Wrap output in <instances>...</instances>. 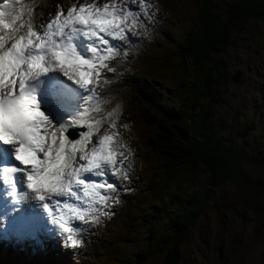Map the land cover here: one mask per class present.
<instances>
[{"label": "snow or ice", "instance_id": "snow-or-ice-1", "mask_svg": "<svg viewBox=\"0 0 264 264\" xmlns=\"http://www.w3.org/2000/svg\"><path fill=\"white\" fill-rule=\"evenodd\" d=\"M38 6L0 0V240L42 246L44 237L78 249L83 225L110 218L131 190L134 153L120 131L129 125L119 123V104L104 109L110 101L99 89L159 8L152 0H73L37 25ZM28 201L47 215L22 210Z\"/></svg>", "mask_w": 264, "mask_h": 264}, {"label": "trees", "instance_id": "trees-1", "mask_svg": "<svg viewBox=\"0 0 264 264\" xmlns=\"http://www.w3.org/2000/svg\"><path fill=\"white\" fill-rule=\"evenodd\" d=\"M53 5L54 2L51 6ZM192 7L189 32L179 40L176 51L168 53L162 63L164 66L171 65L170 57L176 52L182 59L189 61L187 77H177L174 84L167 87L169 95L177 97L176 102L167 107L156 106L147 92L142 90L141 83L134 74H126L123 76L124 82L120 83L119 91L126 103L127 114L139 122L142 142L157 155L156 167H152L155 169L153 175L156 179L149 183V188L156 182L169 187L177 175H184L185 183L187 176L197 169L203 168L205 171L204 182L197 188L190 184L176 185L177 192L169 201L174 209V216L167 217L169 231L153 229V235H157L156 240L153 242L150 234L151 240L141 250L143 253L140 254V260L132 264H143L155 251L162 253L163 264H185L183 245L190 238L210 200L218 193L217 189L225 182H230L239 191V200H236L233 207L241 206L243 210H250L254 214L256 212L257 216L261 214L264 218V203L258 199L264 197V182L261 179L258 183L257 178L252 176L254 173L251 175L240 168V165L247 163L255 168L264 167V149L256 152L233 142L228 144L225 141L227 138L223 139L222 132L229 128V122L216 113V106L223 99L222 88H226L229 82H234L232 77L235 72H240L241 75V69H236L231 74L229 63L223 55L232 48L235 30L241 31L251 21L264 27V0H194ZM242 81L239 76V80L234 83ZM236 114L233 115L234 118ZM234 118L230 122L233 127ZM244 134L246 128L242 126L239 135L243 137ZM261 173L262 171H258L257 174L261 176ZM251 192L258 198L254 199L249 194ZM251 200L255 204L254 208L251 207ZM145 202L146 199L138 200L132 207L133 213L138 214V217V208ZM214 202L216 207H224ZM144 207L146 206H142ZM147 207L152 210V206ZM128 216V209L123 210L118 224L114 228L109 227L108 235L101 241L109 247L111 259H128L115 250V245L123 237L121 230L130 228ZM210 242L212 253L215 254L218 252L216 239L213 237ZM223 254V259H218L220 263L217 261V264H228V244ZM0 264H38V261L6 260L0 261Z\"/></svg>", "mask_w": 264, "mask_h": 264}, {"label": "rangeland", "instance_id": "rangeland-1", "mask_svg": "<svg viewBox=\"0 0 264 264\" xmlns=\"http://www.w3.org/2000/svg\"><path fill=\"white\" fill-rule=\"evenodd\" d=\"M152 1L157 6H163L165 16L163 22L160 23V16L163 14L157 12L158 19L149 26L148 32L150 34L141 40L140 46L137 48V50L144 52L136 60L137 65L143 64L148 57L157 56L165 51L168 53L174 52L175 44L173 43L184 36L191 20L190 13L193 10L194 0H182L181 2L179 0ZM177 3L181 5L176 6ZM172 8H181V11L177 14V18L175 9ZM155 24L157 25L154 26ZM151 26L154 27L151 28ZM143 32L141 30L140 34L136 37H139ZM178 55V52H176V54L170 57L172 69L166 68L164 72L166 77L170 75L172 80H175L177 77L185 79L190 68L189 61L182 59ZM223 57L229 63L231 74L236 69H241V75L240 72L239 74L235 72V74H238L243 81L241 83L229 82L226 88H222L221 90L223 99L216 106V113L222 116L226 122H229V128L223 130L222 137L223 139L227 138L228 141H225L228 144L233 142L245 149L250 148L249 151L257 152L264 149V27L257 22L251 21L241 31L235 30L233 32L232 48ZM247 63L249 67H247ZM158 76L153 72L152 65L149 64L141 72L143 87L157 101L167 105L175 103L177 97L169 95L162 84L157 83ZM235 114L234 118L233 115ZM233 118L234 127L230 126ZM242 126L246 128V134L240 137L239 129ZM131 127L133 126L129 125L127 130L121 128L122 135L125 132H129ZM231 127L233 128L231 129ZM129 143L130 140H128ZM129 147L134 153L132 157V169L137 173L140 171L145 180L143 173L145 169H142L140 164L139 148ZM241 167L243 171L250 174L254 173L253 175L251 174L252 176L264 177V167L258 166L255 168L249 163L242 164L240 165ZM258 171H262L261 176L257 174ZM204 172L203 168H199L195 173L189 174L184 185L190 184L191 187L197 188L204 182ZM174 179L176 183H183L184 175H177ZM139 182L142 185L145 184V182ZM174 187V184L169 186L170 189L175 190ZM232 187L230 182H225L219 187L217 189L218 193H215L206 211L199 218L190 238L182 248V255L186 260L185 264H217L220 258L218 252L212 253L210 241L213 237L216 239L218 247L220 246L219 238H222L228 244L230 253L228 264H255V262L256 264H261L260 259H264V218L261 215L251 214L252 212L249 210H243L241 206L233 207L236 200H239L237 198L239 191ZM249 194L254 199L258 198L254 193ZM214 201L222 204L224 207H216L213 204L215 203ZM155 223H157L156 226L161 231H169L168 220H159ZM229 223L233 225V229L228 235H224ZM256 228L261 231L258 233L256 242L252 244L251 241L255 239L252 235L255 233ZM146 232L144 228L133 226L132 230L125 234L123 243L119 246V251L130 257V259H135V256L141 252L147 242L148 233L146 234ZM156 237L157 235L154 236L153 241H155ZM56 245V249L58 250H55V252L63 254V259H68V254H71L73 250H66L61 247L59 241L56 242ZM161 254V252L155 251L143 264H163ZM80 259L88 261L89 263L87 264H117L116 262H107L108 258L106 256H100L99 254L96 256L90 255L88 252L85 256H80ZM70 261L72 264H79L75 261ZM218 263L220 262L218 261Z\"/></svg>", "mask_w": 264, "mask_h": 264}, {"label": "flooded vegetation", "instance_id": "flooded-vegetation-1", "mask_svg": "<svg viewBox=\"0 0 264 264\" xmlns=\"http://www.w3.org/2000/svg\"><path fill=\"white\" fill-rule=\"evenodd\" d=\"M257 178V181H258V183L260 182V180L262 179L263 180V182H264V177L262 178H259V177H256ZM251 193H253V192H251ZM258 199H260V202L261 203H264V201H262V200H264V197H261V198H258ZM246 200V199H245ZM247 200H248V198H247ZM251 202H252V204H251V207H255V204H254V202L251 200ZM246 204H247V202H246ZM246 211V210H245ZM250 211V210H249ZM253 213V212H252ZM254 214V213H253ZM258 213H256L255 212V215H257ZM261 215V214H260ZM227 228H228V230H226L225 232H224V235L225 234H229L230 233V231L233 229V225L231 224V223H229V224H227ZM260 231H259V229L258 228H256V231H255V233L252 235V237L254 238L255 237V239L253 240V241H251L252 242V244L253 243H255L256 242V240L258 239V233H259ZM257 236V237H256ZM263 237V236H262ZM219 241H220V246L217 248V251L219 252V258H221V260L223 259V257H224V254H223V252L225 251V246H226V242L222 239V238H219ZM229 247V246H228ZM260 261H261V264H264V259H260ZM250 264V263H249ZM255 264H256V262H255Z\"/></svg>", "mask_w": 264, "mask_h": 264}, {"label": "water", "instance_id": "water-1", "mask_svg": "<svg viewBox=\"0 0 264 264\" xmlns=\"http://www.w3.org/2000/svg\"><path fill=\"white\" fill-rule=\"evenodd\" d=\"M237 77H238V74L233 75L232 80H233L234 82H237Z\"/></svg>", "mask_w": 264, "mask_h": 264}, {"label": "bare ground", "instance_id": "bare-ground-1", "mask_svg": "<svg viewBox=\"0 0 264 264\" xmlns=\"http://www.w3.org/2000/svg\"><path fill=\"white\" fill-rule=\"evenodd\" d=\"M0 225H2V222H0Z\"/></svg>", "mask_w": 264, "mask_h": 264}]
</instances>
